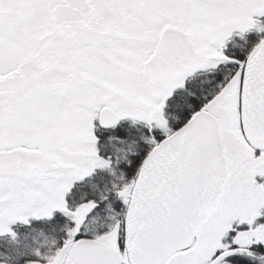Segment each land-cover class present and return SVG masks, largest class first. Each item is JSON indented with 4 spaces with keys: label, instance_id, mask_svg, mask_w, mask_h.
Masks as SVG:
<instances>
[{
    "label": "flooded vegetation",
    "instance_id": "1",
    "mask_svg": "<svg viewBox=\"0 0 264 264\" xmlns=\"http://www.w3.org/2000/svg\"><path fill=\"white\" fill-rule=\"evenodd\" d=\"M173 3L177 5V16ZM10 4L8 0H2L0 7L9 8ZM59 4H66L71 8H60L56 12V6ZM180 5H182L181 10L184 11L182 16L179 14ZM17 10V6H11L6 13L12 11L16 14ZM190 11L193 12L191 0H183L182 3L181 0H55L48 7L44 6L41 15L37 13L36 18L40 16L38 25H29L30 34L33 33V28L34 31L42 32L40 41L35 38L28 39V42H31V45H28L24 41L26 39L0 40V44H3L0 49V113L7 112L8 124L0 131L2 135L0 175L6 177L12 175L30 183L34 178H29V173L35 175L41 171L53 174V168H46L50 163L70 168L74 164V158H70L72 153L76 151L82 153L83 150L86 151L85 154L93 150L97 157L112 163L106 145L110 128H125L129 134L140 133L141 128L150 126V135L148 140L144 141H148L146 145L148 146L163 138L164 134L156 130L152 119L150 122L143 120L137 107L133 111L130 108L125 109L124 95L132 93L134 96H140L142 77L151 79L155 84L182 77L180 88L171 91L168 96L169 107L178 94L187 91L191 77L198 81L202 76L209 75L213 77L210 84L215 90L211 94V99L203 98L199 109H209L215 113L220 123L228 164L222 195L227 181L234 178L227 155L228 139L224 133L225 128L233 127L235 131L233 136L240 134L248 143L250 141L252 145H256L253 140H249L244 115L241 112L244 106L241 93L242 79L245 75L242 60L237 53L240 49L249 48V13L240 15L242 25L245 27L243 31L241 28L234 29L237 30L236 34L230 30L223 39H220V44L225 48V59L217 61L214 67L194 70L190 73L191 66L193 68L196 63L197 41L189 32L188 18L192 14ZM216 11L219 14L220 9L217 8ZM7 16L6 14L4 17L6 20ZM8 23H0V27L6 26L13 32L20 31L18 21H8ZM26 33L24 30L21 31L22 36ZM35 43L40 44L39 49L34 52ZM14 51L22 54L18 58L8 55ZM99 94L107 96L100 97ZM218 95L222 97L224 104L228 97H232L234 103L230 113L218 110L215 104L219 103L215 102L220 99ZM28 106L32 110H27ZM30 112L33 113L32 121L35 126H63L67 129L63 134L57 132L50 135V139L56 143L69 135L78 137L79 129H83L88 138L68 146V153L61 152L59 144L53 154L50 151L46 152V148H22L10 141V132L13 126L17 125L16 122L21 125L28 123ZM164 114L167 117L168 110ZM177 122L173 123L177 125ZM87 140H92V144ZM103 142L105 143L101 146ZM139 143L141 144V138ZM60 154L69 165L61 164L63 158ZM46 158L51 159L47 161ZM52 160L60 164L50 162ZM95 168L99 167L93 166L89 173L93 174ZM112 168L115 171L113 165ZM25 170H30L26 174V179L24 176H17ZM257 179L262 183L260 178ZM81 180L70 183L64 199L66 205L99 206V203H93L91 198L70 202V195H75L74 191H78L80 186L88 191L92 190L87 183L88 176L84 178V183ZM79 181L81 183H78ZM128 188L129 184L119 190L118 197L121 201L126 199ZM220 197L211 213H215ZM6 198V196L0 197V202ZM257 212L252 220L247 216L235 219L233 227L222 236L226 248H220L215 253L218 255L227 249L231 251L216 264H233L231 255L228 256L232 253L248 255V259L256 253L264 257L263 239L258 238L256 231L249 232L257 226H264V206ZM244 223H248L249 226L244 227ZM207 230L209 231L210 228H205L204 233ZM244 232H249V243L242 245L238 241ZM202 235L203 231L200 228L194 243L179 253L194 251L199 254L204 248L198 244L199 238L205 248L207 247ZM60 251L58 250L57 254Z\"/></svg>",
    "mask_w": 264,
    "mask_h": 264
},
{
    "label": "rangeland",
    "instance_id": "2",
    "mask_svg": "<svg viewBox=\"0 0 264 264\" xmlns=\"http://www.w3.org/2000/svg\"><path fill=\"white\" fill-rule=\"evenodd\" d=\"M8 1L11 3L9 8L0 7V23L18 21L20 31L13 32L7 29L6 26H1L0 40L13 38L26 39L24 41L28 45H31L28 39L35 38L40 41V33L42 32L34 31L33 28V33L30 34L29 25H38L40 16L38 18L36 16L38 14L41 15L44 6L48 7L55 0ZM182 2L183 0H181ZM42 5L43 9H41ZM11 6L18 7L16 14H13L12 11L6 13L11 9ZM173 7L176 8L177 16V5L173 3ZM181 8L182 5H180V16L184 14ZM217 8L220 9L219 14L216 11ZM191 9H193V12L190 11L192 14L188 18L190 19L188 20L190 24L189 32L197 41L195 47L196 63L193 68L191 66L190 73L194 70L200 71L203 68L209 69L210 67H214L217 61L225 59V48L220 44V39H223L224 35L230 30L236 33L237 30L234 29L241 28L242 31L245 29L244 25H242L243 22L240 15L249 13V33L254 32L255 35L261 36V33L264 32V0H191ZM5 13L8 15L7 20L4 18L6 16ZM213 13L217 14L213 15ZM13 15L19 16L14 18L12 17ZM21 28L27 32L24 36L21 34ZM35 44L36 48L33 49L34 52L39 49L38 45L40 43ZM2 46L3 44H0V49H2ZM21 54L22 52L14 51L8 55L18 58ZM141 79V95L134 96L132 93H126L124 95V107L125 109L130 108L132 111L137 107L141 112L143 120L150 122V119H152L156 130L162 131L165 134L175 126L173 122H179L181 120L179 117L178 119H171V121L165 117L164 113H167V110L173 108L172 101L169 107L167 106L169 103L168 96L171 91L174 92L176 88H180L182 77L159 81L157 84L146 77H142ZM111 92L110 90L109 93ZM99 96L103 97L107 95L99 94ZM211 97L212 95L207 97V100L211 99ZM219 98V100L217 99L215 101L219 102L215 103L218 110L230 113L234 103L232 97L225 98V104L223 103L224 101L222 102V97L219 96ZM26 108L29 111L32 110L30 106ZM32 114V112L29 113L30 121L25 125L16 122L17 125L13 126L9 138L12 143L26 149L46 148V152L50 151L53 154L57 149V144H59L58 147L61 152L68 153V146L75 145L78 142H82L84 138H88L86 132L78 128V137L69 135L72 137L71 139H68L69 136L63 137L61 142L56 143L50 139V135L57 132L63 134L67 129L63 126H35L32 121ZM6 125H8L7 112L0 113V131ZM146 130L148 128H142V132H146ZM224 133H226L228 139L227 155L229 157L231 171L234 173V178L232 177L225 184L224 192L220 197L215 213L212 212L210 218L201 226V231H203L202 238L207 247L205 248V245L200 242L199 238L198 244L204 247L199 254L194 251L185 254L179 253L170 258L167 264H205L218 249L226 248L222 236L233 227L236 218L247 216L249 220H252L256 217L258 209L264 206V140H260L263 142L252 146L240 134H236V137L233 136V133L235 134L233 127H226ZM1 137L2 135H0ZM87 142L92 144V140H87ZM84 152L86 151L83 150L82 153L76 151L72 153L71 157L69 156L70 158H74V164L70 168L66 166L59 167L50 163L46 168H53V174L41 171L35 175L29 173L28 177L34 178L31 179L30 183L27 180L21 181L19 177L15 178L12 175H9V177L0 175V197H7L6 200L0 202V234L4 233L7 235L9 243L5 245L6 247H11V244L16 245L18 243L14 235V227L19 226L17 221L24 222L26 225L24 227L28 226L30 229L32 222L38 221V218L51 217L55 215V212H59L64 215L65 223L63 225L70 232L69 235L72 238L81 232L93 233L94 237L103 239L113 249L116 264H127L128 259L126 253L119 244L120 224L117 222V217L113 214L112 210L109 214L110 210L105 208L104 215H106L104 219L102 221L97 220V222L93 223L94 216L88 221L86 220V214L96 208L93 207L94 205L77 204L75 206H67L64 200L66 199V190L70 183L80 179L84 183L85 177L88 176L89 179V175L91 174L89 171L93 166L105 167L113 172V168L109 162L97 157L93 150L89 151L90 153L87 152L88 154ZM45 157L48 156L45 155ZM49 159L51 158H46L47 161ZM50 162L60 164L54 160ZM61 164L69 165L65 162L64 158L61 160ZM29 171L25 170L20 172L17 176H24L26 179V174ZM257 178H261L262 183H259ZM32 182L35 184L33 185ZM67 196H69V193H67ZM243 226L247 227L249 224L244 223ZM208 227L210 230L204 233V229ZM254 231L257 232L258 238L264 241V226H257L249 232ZM249 232H244L238 243L242 245L249 243ZM8 236L11 238L9 239ZM55 240L53 239V244H55ZM252 241L254 240L252 239ZM64 256L61 250L59 254L52 256L48 261H38V264H61ZM4 257L6 258L5 261L15 259L13 255L8 254H5Z\"/></svg>",
    "mask_w": 264,
    "mask_h": 264
},
{
    "label": "water",
    "instance_id": "3",
    "mask_svg": "<svg viewBox=\"0 0 264 264\" xmlns=\"http://www.w3.org/2000/svg\"><path fill=\"white\" fill-rule=\"evenodd\" d=\"M68 5H58V9ZM243 98L249 135L264 137V38L245 64ZM227 176L217 117L208 110L156 144L144 158L127 207L124 243L133 264H162L190 246L216 205ZM218 258L210 264H216ZM0 264H14L1 262ZM64 264H114L101 240L74 244Z\"/></svg>",
    "mask_w": 264,
    "mask_h": 264
},
{
    "label": "trees",
    "instance_id": "4",
    "mask_svg": "<svg viewBox=\"0 0 264 264\" xmlns=\"http://www.w3.org/2000/svg\"><path fill=\"white\" fill-rule=\"evenodd\" d=\"M263 37L264 32L261 33V36L255 35L254 32L249 33V48H243L237 52L242 61L245 59L247 52H250L253 46ZM250 39L252 40L250 41ZM212 81L213 77L209 75L202 76L198 81L194 79V77H191L187 91L181 92L172 100L173 108L168 110L167 118L171 120L180 117V124H178L176 128L187 121L193 112L202 106L203 98L207 100V97L213 93L215 89L210 84ZM146 127L148 128L146 132H142L141 130L140 133L133 132L129 134L125 131V128H110L108 131V143L106 145L109 149L108 156L112 161L115 171L111 172L109 170H104V172H94L89 176V181L87 180L92 190L88 191L85 188H80V186L78 191H74L73 194L75 195H70V202L72 203L78 200L85 201L90 198L93 203H99V206L96 205V208L88 214V221L94 216L93 223L97 222V220H103L101 217H105L106 215H104L105 208L110 210L109 214L112 210L113 214L118 217L117 219L120 222V244L122 247H124L123 222L127 198L121 201L118 197V193L120 189H123L130 181L135 179L139 166L147 153L148 148H144L146 146L144 141L148 140L151 129H149L150 126ZM139 138H141V144L139 143ZM104 143L105 142L101 143V146ZM37 220L38 221L32 222V227H30V229L28 226L24 227L26 226L24 222H19V226L15 227V236L18 240L16 245L10 243L11 247H6L5 245L9 243L8 239H5L7 235L0 236V261L5 260L6 258L4 255L8 254L14 256L15 259L10 260L13 262L25 263L27 261L38 260L45 262L54 255L53 251L58 246L63 248L70 243L86 237V234L81 232L79 235L72 238L65 225H63L65 223V217L62 213L57 212L51 218ZM8 237L9 239L11 238L10 236ZM53 239L58 241L57 244H53ZM259 248H261V245ZM230 255L233 264L264 263V257H262L260 253L253 254L249 259L248 255L243 256L232 253L228 256ZM251 257H253V259H251Z\"/></svg>",
    "mask_w": 264,
    "mask_h": 264
}]
</instances>
